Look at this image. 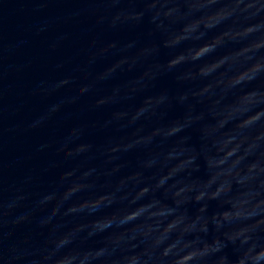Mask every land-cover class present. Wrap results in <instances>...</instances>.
<instances>
[{
	"label": "clouds",
	"instance_id": "1",
	"mask_svg": "<svg viewBox=\"0 0 264 264\" xmlns=\"http://www.w3.org/2000/svg\"><path fill=\"white\" fill-rule=\"evenodd\" d=\"M75 4L21 129L50 158L0 170V264H264V0Z\"/></svg>",
	"mask_w": 264,
	"mask_h": 264
},
{
	"label": "water",
	"instance_id": "2",
	"mask_svg": "<svg viewBox=\"0 0 264 264\" xmlns=\"http://www.w3.org/2000/svg\"><path fill=\"white\" fill-rule=\"evenodd\" d=\"M75 7V0H0V170L5 188L29 172L39 175L50 158L48 153L36 151L49 133H25L21 129L43 108L38 99L30 96L31 89L39 80L56 75L51 65L72 54L75 42L80 39L78 27L89 21L87 12L69 19ZM40 28L46 31L37 34ZM148 28L145 22L142 29L121 34V38L130 36L143 44ZM62 33H71L73 41L65 42L58 52L52 53L50 45ZM102 68L103 62H99L96 70ZM132 75L126 74L121 79ZM173 87L171 78L165 77L157 82L156 90ZM179 114L177 109L170 115ZM104 115L106 112L101 110L86 113L85 118L101 119ZM13 128L17 130L9 131ZM101 137L102 134H97L94 138ZM61 170L54 169L52 174Z\"/></svg>",
	"mask_w": 264,
	"mask_h": 264
}]
</instances>
